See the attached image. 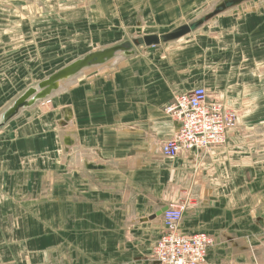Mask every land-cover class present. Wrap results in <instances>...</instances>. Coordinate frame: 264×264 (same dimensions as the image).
I'll return each instance as SVG.
<instances>
[{"label":"crops","instance_id":"obj_1","mask_svg":"<svg viewBox=\"0 0 264 264\" xmlns=\"http://www.w3.org/2000/svg\"><path fill=\"white\" fill-rule=\"evenodd\" d=\"M225 1L0 0V123L72 62L131 47L119 67L86 68L0 124V264H156L163 210L183 200L182 232L213 241L206 264H264V0L204 20ZM91 38L109 44L46 71ZM196 88L236 127L222 146L165 158L179 125L164 108Z\"/></svg>","mask_w":264,"mask_h":264},{"label":"built area","instance_id":"obj_2","mask_svg":"<svg viewBox=\"0 0 264 264\" xmlns=\"http://www.w3.org/2000/svg\"><path fill=\"white\" fill-rule=\"evenodd\" d=\"M164 113L179 125L174 135L161 145L160 152L165 158H175L182 151L222 146L227 132L236 127L238 120L234 110L210 98L203 88L175 96ZM186 208L187 201L183 200L163 212V229L151 252L156 264H206L207 250L213 241L204 232H182L180 225Z\"/></svg>","mask_w":264,"mask_h":264},{"label":"water","instance_id":"obj_3","mask_svg":"<svg viewBox=\"0 0 264 264\" xmlns=\"http://www.w3.org/2000/svg\"><path fill=\"white\" fill-rule=\"evenodd\" d=\"M242 1L244 0H226L223 4L218 6L216 10L205 16L204 20H209L210 18L218 14L221 9L226 6V4H238ZM181 31L182 29L168 35L161 36L159 38H144L143 42L148 46L150 44H153L152 41H154V44L166 43L180 37L182 35ZM140 42L141 41L138 39L133 40L135 46H138ZM130 51V46H127L126 44H117L95 52H90L79 60L72 62L71 64L60 69L59 71L39 83L37 88L28 89L18 100H16V102H14L13 106L6 112V114L3 115L0 124L2 125V123H5L8 120L12 119L22 108L27 107L29 103L45 99L53 90L57 89L60 86L61 82L72 76H75L82 70L104 65L121 54L128 55ZM166 209H164L163 211H166Z\"/></svg>","mask_w":264,"mask_h":264},{"label":"rangeland","instance_id":"obj_4","mask_svg":"<svg viewBox=\"0 0 264 264\" xmlns=\"http://www.w3.org/2000/svg\"><path fill=\"white\" fill-rule=\"evenodd\" d=\"M90 33L93 34V31H90ZM108 40L109 39L106 38V39H104V42L103 41L98 42V41H96V39H92L91 38L88 43H85L83 46H78L77 49H74L73 51L72 50H68V49L67 50H63L61 53L58 54L55 62H53L51 67L48 68L46 71H53V70L59 69L62 66H64L65 64H67L72 58H74L76 56L78 57V56H80V55H82V54H84L86 52L93 51V50H96V49H98L100 47H103V46L107 45V43H108L107 41ZM127 46H130V45L128 44ZM123 57L124 56L121 54V55L116 57L118 59L116 61V63H114V62L112 63V60H111L110 62H108V63H106V64H104L102 66L94 67L93 70H101V69L110 70V69H114L116 67H119L124 60L128 61L130 59V58H124L123 59ZM46 71H44V70L40 71L41 74H39V72H35V75H33V76L32 75L31 76L30 75L25 76L23 78V86L20 87L21 88L20 90L26 88L28 85H30L29 83H31L33 81H39L41 79L44 80L45 77H46L45 76L46 75ZM31 86H34V85H31Z\"/></svg>","mask_w":264,"mask_h":264},{"label":"bare ground","instance_id":"obj_5","mask_svg":"<svg viewBox=\"0 0 264 264\" xmlns=\"http://www.w3.org/2000/svg\"><path fill=\"white\" fill-rule=\"evenodd\" d=\"M59 90H61V89H59ZM62 91V90H61ZM45 100V99H44ZM47 100V99H46ZM47 102H49V101H47Z\"/></svg>","mask_w":264,"mask_h":264}]
</instances>
